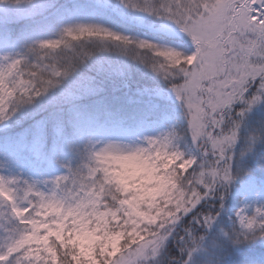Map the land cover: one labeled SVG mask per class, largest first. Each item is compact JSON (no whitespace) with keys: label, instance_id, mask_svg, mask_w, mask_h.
Instances as JSON below:
<instances>
[{"label":"snow or ice","instance_id":"1","mask_svg":"<svg viewBox=\"0 0 264 264\" xmlns=\"http://www.w3.org/2000/svg\"><path fill=\"white\" fill-rule=\"evenodd\" d=\"M0 264H264V0H0Z\"/></svg>","mask_w":264,"mask_h":264}]
</instances>
